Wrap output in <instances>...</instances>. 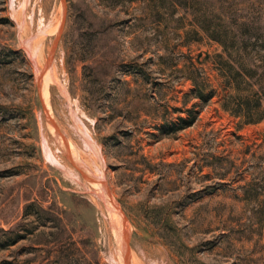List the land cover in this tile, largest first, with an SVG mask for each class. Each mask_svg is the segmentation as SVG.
I'll list each match as a JSON object with an SVG mask.
<instances>
[{
    "label": "rangeland",
    "instance_id": "obj_1",
    "mask_svg": "<svg viewBox=\"0 0 264 264\" xmlns=\"http://www.w3.org/2000/svg\"><path fill=\"white\" fill-rule=\"evenodd\" d=\"M201 24L264 83V0H0V264H264V117L221 106Z\"/></svg>",
    "mask_w": 264,
    "mask_h": 264
},
{
    "label": "trees",
    "instance_id": "obj_2",
    "mask_svg": "<svg viewBox=\"0 0 264 264\" xmlns=\"http://www.w3.org/2000/svg\"><path fill=\"white\" fill-rule=\"evenodd\" d=\"M201 26L209 31L208 33L212 38L221 42L225 52V55L222 53L216 54L221 64L219 69L223 76V88L230 89L222 95L221 106L231 114L240 116L242 122L247 123L261 120L264 117V83H261V63H258L257 60H254L249 55L244 56L239 54L238 57H235V54L240 52L243 44H239L236 40L235 44L232 40L228 44L227 39H231V36L228 38L229 28L209 30L204 24H201ZM185 73L186 77L192 82L194 96L201 100H206L215 94V89L198 67L187 70ZM179 109L181 108L179 107ZM184 110L188 115L177 116L179 122L174 128L184 127L194 120L195 114L192 109L186 107ZM19 237L18 232H16L8 243L15 242ZM40 249L42 248L40 247ZM67 249H72L71 253L80 252L81 250L78 245L71 241L65 250L59 246L55 258L49 259L42 264H70L71 253ZM47 250L50 252L52 248H48ZM54 261L55 263H53Z\"/></svg>",
    "mask_w": 264,
    "mask_h": 264
},
{
    "label": "bare ground",
    "instance_id": "obj_3",
    "mask_svg": "<svg viewBox=\"0 0 264 264\" xmlns=\"http://www.w3.org/2000/svg\"><path fill=\"white\" fill-rule=\"evenodd\" d=\"M31 42H32V41H31ZM34 45H35V44H34ZM34 45H31V46H34ZM37 47H38V46H37ZM39 47H40V46H39ZM33 48H34V47H33ZM33 48H32V49H33ZM30 49H31V48H30ZM35 49H36V48H35ZM31 51H32V50H31ZM34 51H35V50H34ZM31 53H32V52H31ZM35 54H36V52H35ZM32 55H33V53H32ZM38 56H39V55H38ZM46 71H47V70H46ZM47 74H48V73H47ZM40 79H41V78H40ZM43 82H44V80H43ZM43 82H42V84H43ZM42 88H43L44 91H46V90H45V84H44V86H43ZM61 136H62V135H61ZM64 140H65V139H64ZM46 145H47V144H46ZM48 153H49V152H48ZM75 156H76V155H75ZM51 158H52V157H51ZM77 158H78V157H77ZM96 167H97V166H96ZM81 171H82V170H81ZM82 172H83V171H82ZM100 172H101V171H100ZM83 173H84V172H83ZM101 173H102V172H101ZM101 175H102V174H101ZM88 176H89V175H88ZM100 180H101V178H100ZM99 183H101V182H99ZM99 183H97L95 186H98L97 188H101V187L103 188L102 183H101V184H99ZM96 194H97V192H96ZM101 195H102V194H101ZM108 195H109V193L107 194V196H108ZM102 196H105V195H102ZM104 198H105V197H104ZM112 199H113V198H112ZM96 200H97V199H96ZM113 200H114V199H113ZM105 201H106V198H105ZM105 201H104V202H105ZM107 201H108V198H107ZM95 202H96V201H95ZM108 202H109V201H108ZM110 202H112V201H110ZM110 202H109V203H110ZM113 202H114V201H113ZM107 204H108V203H107ZM112 204H113V203H112ZM109 205H110V207H112L111 204H109ZM113 206H114V205H113ZM115 206H116V205H115ZM116 207H117V206H116ZM118 208H119V207H118ZM111 211H113V210H111ZM114 212H115V211H113V215H114ZM116 213H117V212H116ZM116 213H115V214H116ZM115 218H116V217H115ZM120 240H121V239H120ZM122 241H123V239H122ZM124 245H125V244H124ZM124 245H123V246H124ZM124 247H126V246H124ZM119 255H120V258H121L122 262H124L121 253H119Z\"/></svg>",
    "mask_w": 264,
    "mask_h": 264
},
{
    "label": "water",
    "instance_id": "obj_4",
    "mask_svg": "<svg viewBox=\"0 0 264 264\" xmlns=\"http://www.w3.org/2000/svg\"><path fill=\"white\" fill-rule=\"evenodd\" d=\"M122 256H123V261H124V264H128V260H127V248L125 247V249L122 251Z\"/></svg>",
    "mask_w": 264,
    "mask_h": 264
}]
</instances>
